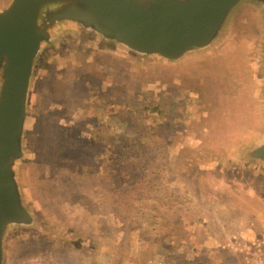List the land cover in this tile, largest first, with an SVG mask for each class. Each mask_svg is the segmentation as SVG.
Here are the masks:
<instances>
[{
  "label": "rangeland",
  "instance_id": "1",
  "mask_svg": "<svg viewBox=\"0 0 264 264\" xmlns=\"http://www.w3.org/2000/svg\"><path fill=\"white\" fill-rule=\"evenodd\" d=\"M248 98L246 65L235 55L183 68L92 48L57 56L35 99L32 172V194L55 235L26 239L10 264H163L162 252L264 264V180L222 160L242 130ZM117 112L157 139L133 154L150 158L153 183L137 217L135 185L106 171L122 130Z\"/></svg>",
  "mask_w": 264,
  "mask_h": 264
},
{
  "label": "water",
  "instance_id": "2",
  "mask_svg": "<svg viewBox=\"0 0 264 264\" xmlns=\"http://www.w3.org/2000/svg\"><path fill=\"white\" fill-rule=\"evenodd\" d=\"M91 46L153 67L242 58L248 112L222 160L264 180V0H0V264L35 235L33 114L42 75L57 56Z\"/></svg>",
  "mask_w": 264,
  "mask_h": 264
},
{
  "label": "trees",
  "instance_id": "3",
  "mask_svg": "<svg viewBox=\"0 0 264 264\" xmlns=\"http://www.w3.org/2000/svg\"><path fill=\"white\" fill-rule=\"evenodd\" d=\"M151 109L164 112V108L160 105L151 106ZM113 117L119 118L117 122L121 124L122 130L118 133L116 139H114V147L116 150L106 157V171L115 170L116 177L124 179L125 182H132L135 185V207L132 206V209L135 208V217H137L138 201L140 198H143L144 207L146 208L148 206L152 196V188L150 185L153 183L151 182V171H149L150 158L145 155L144 161H141V159H137L133 154L135 150L140 149V146L146 142L147 138L151 139L152 144L156 143L157 139L156 136L150 135L149 132L141 127V123L135 120V116H124L122 113L117 112ZM158 167L160 168L161 166L158 165ZM140 184L145 185L149 190L146 188L137 190ZM173 225V222L166 223V227ZM189 238H192V236L190 235ZM155 242L162 246L161 242L156 240ZM182 248H184V246ZM171 251L176 252L174 250ZM162 253V260L166 261L163 264H226L225 262H228L226 259L211 260L195 252H190L192 255L190 260L174 258V255L170 252Z\"/></svg>",
  "mask_w": 264,
  "mask_h": 264
},
{
  "label": "flooded vegetation",
  "instance_id": "4",
  "mask_svg": "<svg viewBox=\"0 0 264 264\" xmlns=\"http://www.w3.org/2000/svg\"><path fill=\"white\" fill-rule=\"evenodd\" d=\"M91 48L93 49L92 46L89 47L88 49H91ZM34 107H36V101L34 103ZM32 200H33L32 203L34 204L33 209L35 211L36 217H33V224L31 226V228L33 229V234L35 233V235H32L31 237H29L30 238L29 240H31L33 238L41 239V236L43 234H47V235H50L51 237H53L55 235L54 229H52L50 223L48 222V219L45 216L44 211L36 208V204H38V202L35 201L36 200L35 195L33 196Z\"/></svg>",
  "mask_w": 264,
  "mask_h": 264
}]
</instances>
